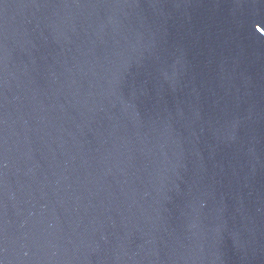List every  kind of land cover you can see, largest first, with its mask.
I'll use <instances>...</instances> for the list:
<instances>
[{"label": "water", "instance_id": "1", "mask_svg": "<svg viewBox=\"0 0 264 264\" xmlns=\"http://www.w3.org/2000/svg\"><path fill=\"white\" fill-rule=\"evenodd\" d=\"M0 264H264V0H0Z\"/></svg>", "mask_w": 264, "mask_h": 264}]
</instances>
